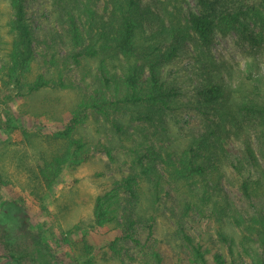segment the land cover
<instances>
[{"label":"trees","instance_id":"obj_1","mask_svg":"<svg viewBox=\"0 0 264 264\" xmlns=\"http://www.w3.org/2000/svg\"><path fill=\"white\" fill-rule=\"evenodd\" d=\"M5 1L11 12L7 25L13 39L0 63L2 87L12 89L18 97L43 89L80 90V86L66 83L53 56L49 66L55 69V75H45L44 69L33 72L36 38L27 20V0ZM97 1L81 5L76 0L63 1V38L76 50L62 66L68 70L66 64L71 61L83 69V61L95 60V87L86 85L67 120L49 128L52 150L35 175L49 187L65 166L90 162L96 150H103L109 161H114L110 147L93 144L80 135L91 116L111 122L119 138L129 142L126 149L131 173L104 181L93 198L86 227L75 224L62 235L76 264H128L135 259L142 264H164L162 254L146 250L148 244H141L134 228L143 225L150 237L154 232V218L142 219L139 213L145 187L153 209L167 191L166 195L172 192L176 199L183 200L185 215L195 212L200 217L230 216L242 231L238 243L233 237L217 233L228 247L230 264H264V256L250 247L256 243L264 249V77L258 73L257 78L248 79L251 89L246 90L245 83L235 84L221 76L222 66L215 63L209 50L216 31L238 30L243 41L256 45L250 22L258 16L254 11L242 12L241 7L231 8L232 0H197L198 12H188L186 17L178 0L160 1L163 7L159 8L145 5L142 0H109L106 15L101 16L92 7ZM188 44L192 48L187 63L190 75L187 86L182 87L176 79H166V67ZM121 57L124 67L118 65ZM189 90L194 99L186 104L201 117L203 131L178 150L166 117L186 106L180 97ZM12 92L4 99L11 100ZM133 123L143 127L135 128ZM246 124L253 129L251 137L244 129ZM125 126L132 130L128 133ZM228 138L241 141L237 155L226 151ZM98 176L105 178L104 173L95 175ZM226 185L236 187L241 199L248 203L240 213L230 201ZM102 227L117 230L121 236L101 245L84 236L70 237L83 229L89 233ZM180 230L189 248L186 264H227L222 254L211 251L183 228ZM125 242L139 246L143 252L135 258ZM14 252L27 256L30 250L0 224V258L18 261L23 257H16ZM31 259L30 264H36V258Z\"/></svg>","mask_w":264,"mask_h":264},{"label":"rangeland","instance_id":"obj_2","mask_svg":"<svg viewBox=\"0 0 264 264\" xmlns=\"http://www.w3.org/2000/svg\"><path fill=\"white\" fill-rule=\"evenodd\" d=\"M63 1L27 0V20L36 38L33 72L37 73L44 69L45 75L52 76L53 73L55 75V69L49 66L50 58L53 56L57 71L63 70L66 83L70 82L74 87L80 86V90L76 87L43 89L30 96L18 97L14 96L12 89L7 90L0 84V224L4 225L16 240L26 243L30 250L27 256H23L25 254L22 252H14L16 257L23 256L18 261L7 260V257L0 258V262L5 261L3 264H30L31 257L36 258V264H76L71 251L62 240V235L75 224L80 223L86 227L91 217L93 198L104 181H108L111 176L121 177L131 173L130 154L126 149L129 142L125 141L126 138L123 141L119 138L111 122L102 117L91 116L81 127L80 135L93 144L102 143L110 147L114 161H109L103 150H96L90 162L65 166L49 187L36 179L38 166L52 150L48 144L49 128L60 126L62 121L67 120L79 93L83 92L86 85L95 87L97 71L95 60L83 61L85 64L83 69L71 64V61L66 64L69 65L68 70H64L62 66L72 51L76 50L63 38L66 27L64 14L66 4ZM76 1L81 5L92 0ZM108 1L99 0L92 6L98 15H106ZM160 1L163 0H142V3L159 8L163 7ZM232 1L229 3L231 8L241 7L242 12L254 11L258 16L250 22V29L257 39V44L253 45L249 40L243 41L238 30L226 33L216 31L209 50L215 63L222 66L221 76H226L235 84L245 83V89L249 90L251 86L248 79L257 78L258 73L264 77V5L263 0ZM178 5L182 7L185 17L188 12H198L197 0H178ZM10 16L7 2L0 0V63L11 48L13 39L7 25ZM189 51L192 53L190 44L166 67L169 71L166 79L170 81L176 79L182 87H185L186 79L190 75L187 66L191 55ZM118 65L124 67L122 57ZM259 84H263V81ZM10 92L13 98L5 100L4 95ZM192 94L190 90L183 92L180 98L182 103H185L182 105L186 106L181 107L178 113L172 114V117H166L168 129L172 133L171 138L178 150L188 143L189 138L203 131L201 117L186 104L187 102L190 104L194 99ZM250 96L254 97L252 94ZM133 125L135 128L143 127L137 123ZM244 129L249 131L251 137L252 127L246 124ZM125 130L128 131L126 126ZM240 147L241 141L227 139L228 153L237 155ZM97 173H104L105 178L95 177ZM226 186L230 201L240 213L248 203L241 199L236 187ZM144 190L138 205L139 213L142 219H147L148 216L154 218V232L150 237L143 225L137 224L134 228L139 232L141 244H148L149 248L146 250L154 249L161 253L164 264L188 263L189 248L183 238L184 232L180 230L183 228L187 235L201 241L211 251L222 254L226 263L230 264L228 247L217 235L222 232L228 237H233L235 243H238L242 231L234 225L230 216L200 217L195 212L185 215L183 200L176 199L172 192L166 195V190L153 209L148 187ZM83 236L95 245H101L120 237L121 233L109 227H102L89 233L83 229L74 232L70 237L79 239ZM124 245L135 258L143 252L133 243L125 242ZM250 247L264 256V249L258 247L256 243H251ZM247 263L248 261L245 262ZM128 264L142 262L135 259Z\"/></svg>","mask_w":264,"mask_h":264},{"label":"water","instance_id":"obj_3","mask_svg":"<svg viewBox=\"0 0 264 264\" xmlns=\"http://www.w3.org/2000/svg\"><path fill=\"white\" fill-rule=\"evenodd\" d=\"M7 260H11V258L9 257ZM5 261H2V262H0V264H3Z\"/></svg>","mask_w":264,"mask_h":264}]
</instances>
